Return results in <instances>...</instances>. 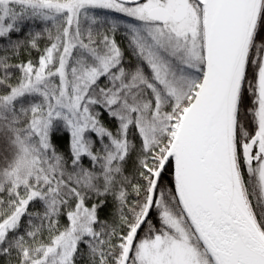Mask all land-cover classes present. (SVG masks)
Here are the masks:
<instances>
[{
    "label": "snow or ice",
    "instance_id": "1",
    "mask_svg": "<svg viewBox=\"0 0 264 264\" xmlns=\"http://www.w3.org/2000/svg\"><path fill=\"white\" fill-rule=\"evenodd\" d=\"M0 264H264V0H0Z\"/></svg>",
    "mask_w": 264,
    "mask_h": 264
},
{
    "label": "trees",
    "instance_id": "2",
    "mask_svg": "<svg viewBox=\"0 0 264 264\" xmlns=\"http://www.w3.org/2000/svg\"><path fill=\"white\" fill-rule=\"evenodd\" d=\"M60 143H61V144H63V143H64V141H60Z\"/></svg>",
    "mask_w": 264,
    "mask_h": 264
}]
</instances>
